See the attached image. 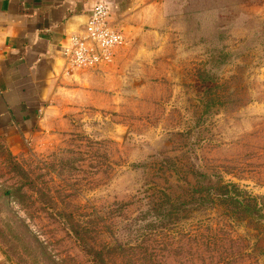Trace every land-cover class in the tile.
Here are the masks:
<instances>
[{
	"label": "rangeland",
	"instance_id": "1",
	"mask_svg": "<svg viewBox=\"0 0 264 264\" xmlns=\"http://www.w3.org/2000/svg\"><path fill=\"white\" fill-rule=\"evenodd\" d=\"M145 28L58 122L0 121V264H264V0Z\"/></svg>",
	"mask_w": 264,
	"mask_h": 264
},
{
	"label": "crops",
	"instance_id": "2",
	"mask_svg": "<svg viewBox=\"0 0 264 264\" xmlns=\"http://www.w3.org/2000/svg\"><path fill=\"white\" fill-rule=\"evenodd\" d=\"M101 1L111 5L110 23L125 38L124 46L112 51L114 64L123 56L120 48L137 42L154 24L162 0H0V121L6 127L12 120L36 123L42 112L57 121L52 117L64 113L65 104H75L103 79L107 64L72 68L63 54L69 37L83 29Z\"/></svg>",
	"mask_w": 264,
	"mask_h": 264
},
{
	"label": "built area",
	"instance_id": "3",
	"mask_svg": "<svg viewBox=\"0 0 264 264\" xmlns=\"http://www.w3.org/2000/svg\"><path fill=\"white\" fill-rule=\"evenodd\" d=\"M111 5L98 2L90 12L84 28L69 37L64 58L72 68L95 69L106 63L113 49L124 43L121 31L110 23Z\"/></svg>",
	"mask_w": 264,
	"mask_h": 264
},
{
	"label": "trees",
	"instance_id": "4",
	"mask_svg": "<svg viewBox=\"0 0 264 264\" xmlns=\"http://www.w3.org/2000/svg\"><path fill=\"white\" fill-rule=\"evenodd\" d=\"M204 180V182H200L203 183L205 186H202L203 188H206V186L208 187L209 190L212 189L213 185L210 184V182L205 179L202 178ZM212 183V182H211ZM207 189V188H206ZM216 191H219V195L217 196V200L223 203H229L230 206L234 207V208H239L240 204H238V199H235V196H232L231 191L229 190V188L227 186H218L216 188ZM210 194H206V196H208L207 198L209 199ZM203 200H207V198H205L204 196H201ZM155 211H158V209H154Z\"/></svg>",
	"mask_w": 264,
	"mask_h": 264
},
{
	"label": "water",
	"instance_id": "5",
	"mask_svg": "<svg viewBox=\"0 0 264 264\" xmlns=\"http://www.w3.org/2000/svg\"><path fill=\"white\" fill-rule=\"evenodd\" d=\"M85 26V25H84ZM84 28V27H83Z\"/></svg>",
	"mask_w": 264,
	"mask_h": 264
}]
</instances>
